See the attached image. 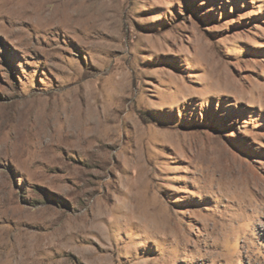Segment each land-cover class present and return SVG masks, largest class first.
I'll return each instance as SVG.
<instances>
[{"label": "rangeland", "instance_id": "obj_1", "mask_svg": "<svg viewBox=\"0 0 264 264\" xmlns=\"http://www.w3.org/2000/svg\"><path fill=\"white\" fill-rule=\"evenodd\" d=\"M0 122V264H264V0H0Z\"/></svg>", "mask_w": 264, "mask_h": 264}, {"label": "bare ground", "instance_id": "obj_2", "mask_svg": "<svg viewBox=\"0 0 264 264\" xmlns=\"http://www.w3.org/2000/svg\"><path fill=\"white\" fill-rule=\"evenodd\" d=\"M18 109V108H17ZM18 112H16V114H17ZM7 114V113H6ZM10 115V114H9ZM6 117H7V115H6ZM2 121H4V120H2ZM6 121V120H5ZM1 125H3L1 122H0V127H1ZM26 129V128H25ZM5 130V129H4ZM22 130V129H21ZM29 130V129H28ZM18 131V130H17ZM16 131V132H17ZM32 131V130H31ZM30 131V132H31ZM10 132V131H9ZM24 132V131H23ZM26 133H27V131H25ZM43 132V131H42ZM11 133V132H10ZM29 135V134H28ZM42 135H44V134H42ZM30 137V136H29ZM42 137H44V136H42ZM23 138H24V140H26L25 142L27 143H29V141H28V137H27V139H25L26 138V136H22V135H20V134H18L17 133V137L15 136V138L13 139L14 140V144L13 145H19V147H21V148H24V146H27V144L26 143H24V141H23ZM41 138V137H40ZM39 138V139H40ZM36 141V140H35ZM1 142V141H0ZM37 143V142H36ZM21 145V146H20ZM18 246V245H17ZM26 254V253H25ZM24 259V258H23ZM26 259V258H25ZM28 259V258H27ZM29 260V259H28ZM26 261H24V263H25Z\"/></svg>", "mask_w": 264, "mask_h": 264}]
</instances>
